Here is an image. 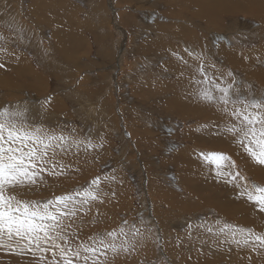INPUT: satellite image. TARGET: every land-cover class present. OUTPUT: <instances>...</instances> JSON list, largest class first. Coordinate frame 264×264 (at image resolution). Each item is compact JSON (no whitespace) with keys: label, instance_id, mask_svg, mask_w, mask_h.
<instances>
[{"label":"rangeland","instance_id":"rangeland-1","mask_svg":"<svg viewBox=\"0 0 264 264\" xmlns=\"http://www.w3.org/2000/svg\"><path fill=\"white\" fill-rule=\"evenodd\" d=\"M202 1L0 0V35L9 38L12 60L22 59L30 71L20 72V62L6 66L1 62L6 55H0V105L26 108L27 123L77 139L100 143L103 137L100 148L74 146L64 157L70 165L65 175L45 176L29 198L71 190L94 175H114L103 185L105 203L84 217L80 237L123 219H143L152 229L135 253L109 254V264H264V251L238 249L201 228L190 234L187 228L220 220L264 232V218L250 222L257 216L254 205L207 167L203 175L198 152L224 151L220 140L216 147L215 141H201L202 130V136L219 135L205 125L220 121V115L190 94L192 68L173 55L195 66L184 50L200 53L217 69L231 71L241 93L258 97L264 95V77L254 74L264 75V25L240 3L238 10L215 12L202 9ZM220 2L238 5L214 0ZM187 159L202 166L192 170ZM238 165L251 180L264 183L244 162ZM254 167L264 173V167ZM229 197L235 201L227 203ZM97 208L101 215L93 224ZM0 264L34 262L30 255L0 248Z\"/></svg>","mask_w":264,"mask_h":264},{"label":"snow or ice","instance_id":"snow-or-ice-1","mask_svg":"<svg viewBox=\"0 0 264 264\" xmlns=\"http://www.w3.org/2000/svg\"><path fill=\"white\" fill-rule=\"evenodd\" d=\"M8 42V37L0 35V55H10ZM184 51L195 66L189 65L184 56L173 55L192 68L190 94L220 115L219 122L205 127L215 128L231 141L238 154L264 167V95L241 93L231 71L217 69L200 53L187 48ZM26 113V108L0 105V248L30 255L34 264H109V254L135 253L145 233L152 231L143 219H123L84 238L78 230L84 217L105 203L108 194L103 185L115 180L114 175H94L71 190L41 199L29 198V192L45 183V176L65 175L70 165L64 157L74 146L100 148L103 137L100 143L77 139L63 131L27 123ZM198 158L217 180L231 185L238 197L264 213V183L251 180L231 154L201 150ZM100 215L97 208L91 222L97 223ZM197 227L221 243L257 253L264 251V232L253 227L217 220L215 226L189 224V234Z\"/></svg>","mask_w":264,"mask_h":264},{"label":"bare ground","instance_id":"bare-ground-1","mask_svg":"<svg viewBox=\"0 0 264 264\" xmlns=\"http://www.w3.org/2000/svg\"><path fill=\"white\" fill-rule=\"evenodd\" d=\"M62 1V0H61ZM66 1V0H65ZM205 1H209L208 2V6H206L205 4H206V2ZM233 1V0H232ZM235 2H236V0H234ZM244 1V3L242 2H236V4H238L236 7H238V8H236V7H226V6H223V2H220L219 4H222L221 6L220 5H217V4H215L214 3V0H203L202 1V9H204V8H207V10L208 9H213L215 12H217L218 10L220 11H229V9L231 10V8H234V10H238L240 7H239V3L241 4V5H243L242 6V8H243V12L244 13H246V14H250V15H253L254 13H256V14H258V18L261 20V23H263V25H264V0H243ZM60 2V1H59ZM227 3V2H226ZM37 4V3H36ZM212 4V5H211ZM233 4V3H232ZM42 6V5H41ZM220 6V7H219ZM228 9V10H227ZM245 10V11H244ZM213 11V12H214ZM256 11V12H255ZM211 12V11H210ZM224 13H226V12H224ZM237 13V12H236ZM221 15V14H220ZM219 17V16H218ZM221 17V16H220ZM256 17V18H257ZM214 18V17H213ZM222 18V17H221ZM257 18V19H258ZM75 26V25H74ZM69 36V35H68ZM75 45V44H74ZM73 45V46H74ZM65 48V47H64ZM71 49V48H70ZM234 51V50H233ZM236 53V52H235ZM232 55V54H231ZM17 61H18V59H17ZM1 62H3V64H5L6 66H8V67H15V66H17V64L20 62L23 66L22 67H24V68H22V69H20V72H22L23 70L24 71H26V72H30V71H28V68H27V65H25L26 63L22 60V59H19V62L16 64V60L15 59H13L12 60V55H10V56H8V55H6V56H1ZM2 64V63H1ZM19 66H20V64H19ZM18 66V67H19ZM7 67V68H8ZM18 72H19V69L18 68H15ZM30 70V69H29ZM9 71V70H8ZM25 72V73H26ZM10 74V73H9ZM24 74V73H23ZM259 80H262V78L264 77V75H260L259 73H255L254 74ZM8 77V76H7ZM33 77V76H32ZM35 79V78H34ZM7 82V81H6ZM23 83V82H22ZM21 84V83H20ZM22 85V84H21ZM208 117V115L205 117V118H207ZM212 117H210L209 116V119L208 120H210ZM213 120H214V118H213ZM215 121V120H214ZM218 122H219V120H218ZM201 127H202V129L204 128V123H203V121H201ZM202 133H203V130H202V132H201V141L202 140H206V141H208V142H213V141H215L214 142V145H215V147L218 145L217 144V141L218 140H220V141H218L219 142V144H224L223 146H225V147H223V149H224V152H227V153H229V154H231L232 156H233V158L237 161V164H240V163H242V166H243V162H244V166H245V169H248L252 174H254L255 175V177H256V175L257 176H260V177H262V178H264V173H261V172H258V171H256L255 170V167H254V164L250 161V160H248L247 158H245L244 156H242V155H240V154H238L237 153V151H236V148H235V146L231 143V141L227 138V137H225L222 141H221V139H220V135H216L215 134V132L214 131H212L211 132V135L210 134H206L205 136H202ZM212 137V138H211ZM213 139V140H212ZM222 146V145H221ZM204 147V146H203ZM212 150H221V151H223L222 149H221V147H219V149L216 147V148H213ZM188 161H186V166L187 167H189L190 169H192V170H196V169H198L199 170V166H202V165H199V162L198 161H196V160H194V161H191V160H189V159H187ZM73 163V162H72ZM201 164V163H200ZM71 170V169H70ZM202 172H203V175L205 176L206 175V167L203 165V170H202ZM185 179V178H184ZM186 180H188V182H190V184L193 186V178H190L189 179V175H188V177H186ZM228 186H230V185H228ZM200 195V194H199ZM198 195V196H199ZM202 196V195H201ZM200 198V197H199ZM209 198H211V199H213L214 200V197H209ZM204 200V201H203ZM231 200H234L235 201V199L234 198H227L226 199V202L228 203L229 201H231ZM202 201L203 202H206V199L205 198H203L202 199ZM208 201H210V200H208ZM218 201V200H217ZM216 201V202H217ZM256 213H257V216H256V218L255 219H253L252 221H250L252 224H254V225H256V224H258L259 223V221L262 219V218H264V213H260L259 211H257L256 210ZM247 219L248 218V216H246V217H244V216H242V217H240L239 219L241 220H243V219ZM247 221H249V220H247ZM144 243V242H143Z\"/></svg>","mask_w":264,"mask_h":264}]
</instances>
